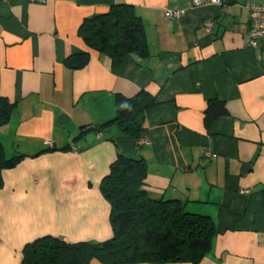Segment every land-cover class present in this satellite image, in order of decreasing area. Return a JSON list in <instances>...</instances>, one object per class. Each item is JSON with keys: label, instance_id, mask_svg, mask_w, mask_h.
Segmentation results:
<instances>
[{"label": "crops", "instance_id": "crops-1", "mask_svg": "<svg viewBox=\"0 0 264 264\" xmlns=\"http://www.w3.org/2000/svg\"><path fill=\"white\" fill-rule=\"evenodd\" d=\"M122 4L141 19L148 56L114 67L79 29ZM253 4L264 0L0 2V98L15 105L0 143L7 157L24 156L2 173L0 264H22L24 248L44 237L110 240L100 189L118 154L145 160L151 198L213 220L217 234L196 264H264V40L256 49L245 43ZM82 53L90 56L84 68L65 67ZM143 90L156 100L143 142L115 126L99 132L116 117L119 96ZM215 99L227 115L207 127Z\"/></svg>", "mask_w": 264, "mask_h": 264}, {"label": "trees", "instance_id": "trees-1", "mask_svg": "<svg viewBox=\"0 0 264 264\" xmlns=\"http://www.w3.org/2000/svg\"><path fill=\"white\" fill-rule=\"evenodd\" d=\"M79 35L86 46L109 56L114 67L127 57L146 58L144 25L129 5L112 6L108 13L83 22ZM89 54L70 56L65 67L84 68ZM156 105L155 97L143 90L134 98L119 96L116 117L101 126H115L123 137L139 141L145 137V117ZM15 105L0 98V128L6 126ZM227 115L225 102L212 100L205 112V124ZM67 146L62 151H70ZM19 155L7 157L0 143V189L2 173L23 160ZM148 168L145 160L118 154L109 174L101 183V193L111 207L110 223L113 237L103 243H67L63 239L44 237L28 244L23 250L22 264H178L200 262L209 252L217 234L213 220L192 214L180 201L155 200L145 191Z\"/></svg>", "mask_w": 264, "mask_h": 264}, {"label": "built area", "instance_id": "built-area-1", "mask_svg": "<svg viewBox=\"0 0 264 264\" xmlns=\"http://www.w3.org/2000/svg\"><path fill=\"white\" fill-rule=\"evenodd\" d=\"M9 0H0V2H8ZM213 5H221L223 0H209ZM193 7H200L203 5V0H191ZM251 21L250 28L245 37L246 46L256 49L259 42L264 40V5L253 4L250 6ZM165 16L170 18H181L182 13L178 11H166ZM208 29L211 30L212 24H208ZM143 142V140H141ZM47 146L52 148V144L47 142ZM246 194L249 192H245Z\"/></svg>", "mask_w": 264, "mask_h": 264}]
</instances>
